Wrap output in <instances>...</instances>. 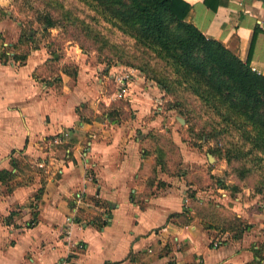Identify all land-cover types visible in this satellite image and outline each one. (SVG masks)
Returning <instances> with one entry per match:
<instances>
[{"label": "crops", "instance_id": "crops-1", "mask_svg": "<svg viewBox=\"0 0 264 264\" xmlns=\"http://www.w3.org/2000/svg\"><path fill=\"white\" fill-rule=\"evenodd\" d=\"M186 1V20L264 74V0ZM25 42L0 0V264H264V217L244 206L240 232L218 227L194 169L164 164L141 73L109 99L113 68Z\"/></svg>", "mask_w": 264, "mask_h": 264}, {"label": "rangeland", "instance_id": "rangeland-1", "mask_svg": "<svg viewBox=\"0 0 264 264\" xmlns=\"http://www.w3.org/2000/svg\"><path fill=\"white\" fill-rule=\"evenodd\" d=\"M10 4L22 23L24 46L44 42L57 58L67 57L66 47L80 48L92 62L113 68V79L117 72L129 71L132 77L138 72L158 89L151 113H160L163 126L151 140L165 156L164 164L179 162L181 168L194 169L190 178L204 190L202 198L218 227L240 232L246 219L237 214L244 206L251 216L264 217V151L242 132L245 127L254 131L242 115L218 105L216 97L214 101L201 98L190 79L183 78L167 59L84 0H10ZM47 62L56 66L52 60Z\"/></svg>", "mask_w": 264, "mask_h": 264}, {"label": "trees", "instance_id": "trees-1", "mask_svg": "<svg viewBox=\"0 0 264 264\" xmlns=\"http://www.w3.org/2000/svg\"><path fill=\"white\" fill-rule=\"evenodd\" d=\"M84 1L167 59L183 78L190 79L201 98L214 101L216 97L218 105L223 103L242 115L254 129L245 127L242 132L253 146L264 151V74L253 69L248 58L241 59L220 40L186 20L189 2ZM19 59L23 61L24 56L19 55Z\"/></svg>", "mask_w": 264, "mask_h": 264}, {"label": "built area", "instance_id": "built-area-1", "mask_svg": "<svg viewBox=\"0 0 264 264\" xmlns=\"http://www.w3.org/2000/svg\"><path fill=\"white\" fill-rule=\"evenodd\" d=\"M130 76L131 73L129 71L117 72L114 74V87L112 91L109 93V99L118 98L125 92L128 86V80ZM219 241L220 240L218 239L213 241V243L217 244Z\"/></svg>", "mask_w": 264, "mask_h": 264}, {"label": "water", "instance_id": "water-1", "mask_svg": "<svg viewBox=\"0 0 264 264\" xmlns=\"http://www.w3.org/2000/svg\"><path fill=\"white\" fill-rule=\"evenodd\" d=\"M210 158H212V155L209 153Z\"/></svg>", "mask_w": 264, "mask_h": 264}]
</instances>
